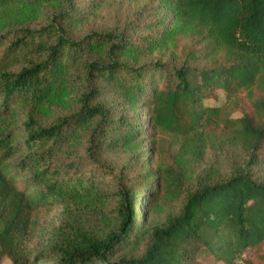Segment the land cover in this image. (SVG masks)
Masks as SVG:
<instances>
[{"label": "trees", "instance_id": "obj_1", "mask_svg": "<svg viewBox=\"0 0 264 264\" xmlns=\"http://www.w3.org/2000/svg\"><path fill=\"white\" fill-rule=\"evenodd\" d=\"M73 3L0 0V262L264 264V0H175L166 38L204 44L193 61L206 69L141 64L150 50L124 35L75 39L67 27L80 16ZM50 5L57 9L37 27L7 30ZM109 93L123 106L119 113L101 101ZM218 93L223 107L205 105ZM63 99L72 103L67 115L41 125L37 112ZM124 106L141 107L153 132L145 165L160 172L145 171L142 183L126 165L118 171L101 161L134 150L145 136ZM208 150L224 155L229 170L211 164L184 190ZM182 194L177 215L144 229L142 205ZM55 205L70 220L106 211L117 222L101 238L68 225L28 245L32 215ZM141 242V256L106 261Z\"/></svg>", "mask_w": 264, "mask_h": 264}, {"label": "rangeland", "instance_id": "obj_2", "mask_svg": "<svg viewBox=\"0 0 264 264\" xmlns=\"http://www.w3.org/2000/svg\"><path fill=\"white\" fill-rule=\"evenodd\" d=\"M175 0H74L73 9L76 13L80 14L78 18L72 19V22L67 24L68 30L73 38H83L89 34H114L124 35L133 40L140 41L143 49L148 48L150 52L141 58L139 61L144 63L160 62L166 64L167 67H179L187 65L199 69L209 68L208 64L199 61H193L198 53H203L204 44H199L196 39L193 40L192 36H175L173 39H168L167 34L172 29L171 16L174 11ZM57 8L55 5H50L41 8L39 17L37 14L28 15L23 26L10 27L7 30L16 31L21 28L28 27L33 29L42 23V18L54 12ZM59 9V7H58ZM74 12V13H75ZM178 29V28H177ZM5 30L4 32H6ZM139 43V44H140ZM1 54V53H0ZM189 58V60H187ZM116 95L111 93L101 98L105 104L112 106L114 104V111L119 113L123 106L115 99ZM67 98V100H71ZM225 97L222 93H218L216 101H206L205 105L209 107H223L225 105ZM117 104V107H116ZM72 106L66 100L50 101L48 105L43 106L37 112V119L43 126L51 124L56 118L67 115L68 109ZM19 122L25 119L26 110H19ZM137 113L140 119V128H145V136L142 140L135 143L134 150L122 148L113 153L105 154L101 161L115 170L120 171L121 167L126 165L128 168V177L136 176L138 180L136 183L141 182V174L145 171L151 173L160 172L157 165L145 162L148 159L145 152L151 148L153 132L147 130L145 111L141 107H132L131 109L124 106V114L129 118ZM231 119L237 118L236 112L226 110ZM141 150V152H139ZM176 150V147L173 151ZM83 153V150H81ZM227 156H234L227 151ZM240 159L237 158L236 161ZM227 164V159L224 155H216L214 150H208L204 156L202 163L194 167L187 175L183 189L190 187L195 177L202 173V171L213 164L217 165ZM217 164V165H216ZM219 167V166H218ZM222 167V166H221ZM226 171L229 170L228 166L223 167ZM131 180V179H130ZM135 183V182H133ZM159 181L155 183L159 185ZM140 185V184H138ZM154 186V185H153ZM155 186L152 187L155 190ZM148 200L149 197H146ZM145 204V203H143ZM183 204V194L179 197L160 196L154 199L147 208L142 205V217L137 213L138 221H143L144 229H152L164 224L168 217L175 216L181 210ZM76 216V215H74ZM77 217V218H76ZM76 217L71 216V220L62 209L60 205H55L49 208H44L32 215V227L35 238L30 240L27 244L35 246L44 243L52 235L57 234L64 227L74 225L81 228L83 231L96 235L101 238L108 232L114 229L117 218L115 215L107 213L99 214L98 212H90V214H81ZM145 231V230H144ZM143 243L141 242L138 248H130L113 258H106L107 262H119L123 259L131 257H139L143 253ZM0 264H11L10 259L3 257Z\"/></svg>", "mask_w": 264, "mask_h": 264}]
</instances>
